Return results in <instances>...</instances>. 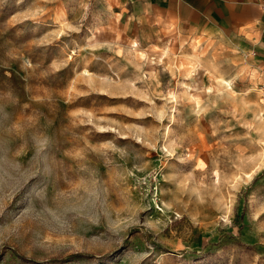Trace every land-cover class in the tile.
Segmentation results:
<instances>
[{
    "label": "rangeland",
    "instance_id": "374dc122",
    "mask_svg": "<svg viewBox=\"0 0 264 264\" xmlns=\"http://www.w3.org/2000/svg\"><path fill=\"white\" fill-rule=\"evenodd\" d=\"M170 2L0 0V264H264V58Z\"/></svg>",
    "mask_w": 264,
    "mask_h": 264
},
{
    "label": "crops",
    "instance_id": "0c3cea01",
    "mask_svg": "<svg viewBox=\"0 0 264 264\" xmlns=\"http://www.w3.org/2000/svg\"><path fill=\"white\" fill-rule=\"evenodd\" d=\"M164 6L170 0H140ZM174 24L222 32L264 58V0H172Z\"/></svg>",
    "mask_w": 264,
    "mask_h": 264
},
{
    "label": "built area",
    "instance_id": "2783aa9c",
    "mask_svg": "<svg viewBox=\"0 0 264 264\" xmlns=\"http://www.w3.org/2000/svg\"><path fill=\"white\" fill-rule=\"evenodd\" d=\"M263 72H264V68H263ZM261 98H260V100H261V103H262V107L264 108V82H263V84H262V86H261Z\"/></svg>",
    "mask_w": 264,
    "mask_h": 264
}]
</instances>
